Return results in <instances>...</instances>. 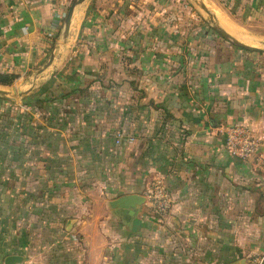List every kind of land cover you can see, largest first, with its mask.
<instances>
[{
    "label": "crops",
    "instance_id": "1",
    "mask_svg": "<svg viewBox=\"0 0 264 264\" xmlns=\"http://www.w3.org/2000/svg\"><path fill=\"white\" fill-rule=\"evenodd\" d=\"M70 1L0 0V73L17 75L0 97V262L245 264L262 253L264 175L225 152L222 130L242 122L264 136V48L217 21L220 0H83L61 45ZM157 176L171 196L161 220L145 200L112 205L144 197Z\"/></svg>",
    "mask_w": 264,
    "mask_h": 264
},
{
    "label": "built area",
    "instance_id": "2",
    "mask_svg": "<svg viewBox=\"0 0 264 264\" xmlns=\"http://www.w3.org/2000/svg\"><path fill=\"white\" fill-rule=\"evenodd\" d=\"M121 132L117 131L114 142L120 143ZM131 136L125 142L132 141ZM223 148L234 158L248 160L253 170L264 175V136L257 135L244 123H232L222 130ZM145 205L153 217L161 220L171 207V196L161 176L154 177L144 192ZM2 264V262H0ZM22 264V263H19ZM251 264H262V258H253Z\"/></svg>",
    "mask_w": 264,
    "mask_h": 264
},
{
    "label": "rangeland",
    "instance_id": "3",
    "mask_svg": "<svg viewBox=\"0 0 264 264\" xmlns=\"http://www.w3.org/2000/svg\"><path fill=\"white\" fill-rule=\"evenodd\" d=\"M225 8H214L213 12L217 17V21L222 23L223 27L229 26L230 32L238 37L240 40H245L250 44L257 47L264 48V10L263 8L256 10L254 7L249 8H235V1L233 0H220ZM205 15V14H204ZM206 16V15H205ZM185 17V16H184ZM196 21L203 23L199 16L194 17ZM169 19H165L166 26H168ZM182 21V19H181ZM220 23V24H221ZM174 24V23H172ZM61 32V28L58 32ZM63 34V33H62ZM67 35L59 37V43L65 45L67 41L73 38ZM2 89L13 91L15 83L8 86H2ZM253 258H262L264 264V251L257 254L245 256V264H251Z\"/></svg>",
    "mask_w": 264,
    "mask_h": 264
},
{
    "label": "water",
    "instance_id": "4",
    "mask_svg": "<svg viewBox=\"0 0 264 264\" xmlns=\"http://www.w3.org/2000/svg\"><path fill=\"white\" fill-rule=\"evenodd\" d=\"M82 1L83 0H71L70 1L69 5L66 9V12L64 14L63 24L61 27L60 35H62L63 32L67 31L70 16H71V13H72L74 6L81 3ZM213 28L223 39L230 42L231 44H234V45L241 47V48H244V49L261 50L260 48H257L255 46H251V45H247V44H244V43L236 40L233 36H231L229 33H227L226 31H224L223 29H221L218 26L213 27ZM9 95H10V92L8 90L0 88V97H8ZM143 200H144V197L140 196L138 194H125V195H121V196L117 197L116 199H114L112 202V205H115L117 207L134 208L137 205L142 204ZM19 263H20L19 257L15 256V255H8L2 261V264H19Z\"/></svg>",
    "mask_w": 264,
    "mask_h": 264
},
{
    "label": "trees",
    "instance_id": "5",
    "mask_svg": "<svg viewBox=\"0 0 264 264\" xmlns=\"http://www.w3.org/2000/svg\"><path fill=\"white\" fill-rule=\"evenodd\" d=\"M17 77L14 73H0V84L9 85Z\"/></svg>",
    "mask_w": 264,
    "mask_h": 264
},
{
    "label": "bare ground",
    "instance_id": "6",
    "mask_svg": "<svg viewBox=\"0 0 264 264\" xmlns=\"http://www.w3.org/2000/svg\"><path fill=\"white\" fill-rule=\"evenodd\" d=\"M72 14V13H71ZM70 18H71V16H70ZM69 26H70V20H69V24H68V28H69ZM67 28V31L66 32H63V34H62V37H65V36H67V34H68V31H69V29Z\"/></svg>",
    "mask_w": 264,
    "mask_h": 264
}]
</instances>
